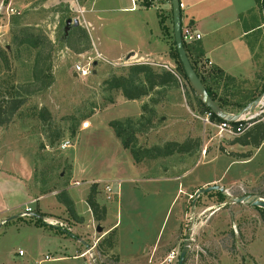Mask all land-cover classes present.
Listing matches in <instances>:
<instances>
[{"label":"rangeland","instance_id":"obj_1","mask_svg":"<svg viewBox=\"0 0 264 264\" xmlns=\"http://www.w3.org/2000/svg\"><path fill=\"white\" fill-rule=\"evenodd\" d=\"M17 12L10 17L0 14V47L7 54L6 59L0 57V92L14 86L23 100L11 122L0 126V170L21 174L30 195H45L39 206L54 214L45 215L44 223L67 229L71 222L80 223L83 217L77 213L76 218L79 217L80 220L70 218L55 194L66 189L74 208L83 213L84 204H87L85 195H88L91 187L89 180L108 177L120 163L128 160L129 151L122 147L112 128L106 124L108 119L120 113L118 107L101 113L105 107L122 97L120 91L107 89L104 81L112 74L125 73L127 65H113L107 56L106 59L93 61L90 74L86 78L74 77L73 64L83 61L87 55L93 56L95 46L92 40L96 43L98 31H92L89 35L88 28L80 25L77 16L79 26H70L65 34L64 20L51 28L35 26L30 17H27L28 12L22 14L18 9ZM114 26L115 28H101L99 33L113 35L120 29L119 26ZM21 27H27L34 34H42L50 41V46L39 49L40 52L26 44L17 46L10 31H17ZM174 70L180 80L177 87L183 91L191 109L180 116L193 122L182 127L177 123L178 127H175L172 122L178 114L161 107L152 108L155 113L151 127L145 121L138 122L136 117L118 121L135 136L136 144H132L134 148L162 145L166 140L172 139L181 142L189 136L198 137L200 145L194 150L192 161L173 155L163 159H147L143 164L152 169L167 168L178 173L188 169L179 180L185 185H197L218 179L216 185L229 187V196L250 194L264 200V144L258 149L232 144L233 139L239 135L231 136L219 130L214 125L216 122L210 125L209 122L198 119L196 116L201 114L200 106L183 75L177 70V64ZM48 72L51 79L46 85L49 80ZM162 93L163 90L154 93L152 99L160 103ZM41 107H45L50 113L51 121L48 125L43 124L37 117ZM163 115L164 122L160 119ZM147 116L148 113L146 118ZM262 119L264 120L263 117ZM83 121H88L90 128L80 131ZM71 130H74V137ZM58 132L60 136L50 145L46 135L53 137ZM63 138H70L73 146L65 150L59 149ZM249 151L253 156L247 161H238L224 154ZM71 169L74 173L72 180L79 181L77 185H71ZM194 194L192 192L190 196L183 198L177 240L167 243V252L175 250L179 255L189 232V246L183 264H264V222L260 211L264 208L246 203H232L226 194L218 190L201 193L196 198ZM170 200V196L163 199L160 204L162 206L158 208L153 206L155 202L151 200H139L135 209L123 208L119 233L121 252L138 253L143 244L148 248L153 225L162 221L165 216L163 226L166 229L172 226L178 211L176 206L172 208L173 205L168 208ZM98 201L108 205L107 220L114 221V204L106 201L101 192ZM62 212H66V218L62 217ZM29 220V216L15 214L13 219L0 223L2 252L9 249L17 252L21 248L25 251L24 259L29 258L30 264H36L34 262L45 253L57 256L61 252L71 255L69 242L74 240L72 237H67L68 240H51L50 235L48 236L50 233L42 231L46 226L36 227ZM48 221L57 224L52 225ZM194 226L197 229L192 233ZM83 227L85 228V224ZM86 240L91 242V239ZM100 259L105 264L113 262L112 255ZM177 260L170 264H177ZM81 261L84 262L79 259Z\"/></svg>","mask_w":264,"mask_h":264},{"label":"crops","instance_id":"obj_2","mask_svg":"<svg viewBox=\"0 0 264 264\" xmlns=\"http://www.w3.org/2000/svg\"><path fill=\"white\" fill-rule=\"evenodd\" d=\"M12 3L20 13L28 12L27 17H30L35 26L51 28L55 27L54 24L60 20L65 22L70 17V19H77L78 16L80 25L88 28L89 35L92 31H98L95 38L96 43L92 40V44L103 59L109 56L113 65L148 64L158 73L169 71L177 78L175 85L156 86L151 93L139 99L125 100L121 97L117 102L105 107L101 113L116 107L120 111L116 117L106 121L107 125L110 121L127 117L138 118L141 115L142 105L150 103L153 94L162 90L163 97L160 103L152 99L154 103L150 108H169L173 114H178L172 122L175 127H178L177 123H179V127H182L193 122V120L182 119L180 116V114H186L191 109H189L183 91L177 87L179 77L174 70L176 62L171 55L174 41L171 0H13ZM179 7L181 27L190 26L200 34L199 39L184 44L187 46L186 53L190 63L194 65L199 75L204 76L206 85L217 91L218 95L227 93L229 96L231 92L236 91H242L245 96L255 94L256 97L261 94L264 91V14L257 6L256 0H179ZM114 25L119 26L120 29L116 30L113 35L105 32L99 33V29L109 26L115 28ZM107 43H111V45ZM127 56H129L128 59ZM121 61L123 62L121 63ZM210 68L221 69L225 75L233 78L234 82L226 84L223 79L212 80L211 76L206 78ZM235 113L238 112L233 114ZM196 117L205 122V114H199ZM160 119L164 122L165 115L161 116ZM142 121L151 127L153 118L151 122L145 119ZM209 124L211 125L213 122L209 121ZM88 128H90V124ZM83 130L85 129H80V131ZM188 138L198 139V137L193 138L191 136ZM126 151L129 150L126 149ZM192 153H174L155 159L178 155L192 161L194 151ZM147 159L149 158L134 162L131 154H128V160L120 163L118 168L108 174V177L89 180L90 186L96 185L97 202L104 205L106 209L105 218L102 221L96 222L93 219L87 204H84L83 213H79L75 208L76 214L82 215L83 218L80 223L70 221V226H67V229L45 223L38 224L29 220L30 224L36 227L46 226L48 230L42 228V231L49 232L48 236L50 235L51 240H68L67 237H72L70 233L77 237H72L74 240L69 242L71 255L61 254L60 251V255L57 256L52 253H45L34 263L91 264L86 253L88 249L85 247L88 244L90 252L95 255L99 263L101 257L112 255L113 262L110 264H164L163 260L168 253L167 243L177 240L184 205L183 198L187 195L190 196L192 192H196L202 187L218 184V179L204 181L197 185H185L179 180L188 169L180 173L167 168L152 169L143 164ZM249 159H238V161ZM73 176V169H71V180ZM70 182L73 185L74 181ZM75 182L79 183V181ZM105 185L111 186L109 199ZM223 188L226 191L229 190V187ZM100 192L106 201L114 204L115 220L112 222L107 220L108 205L98 201ZM168 196L171 198L168 208L173 205L172 208L176 206L178 211L172 226L169 229L163 226L165 216L162 221L153 225L150 241L147 242L148 248L143 244L138 253L126 254L121 252L119 250L121 238H119V233L122 225L123 208L135 209L139 200H151L155 202L153 206L158 208L162 206L160 205L162 200ZM44 197L45 195H30L27 190V183L21 174L0 170V223L9 218L13 219L15 214L18 215L25 206L32 208L29 218L33 217L32 214H36L37 211L42 213L43 217L53 215L54 213L45 211L39 206V202ZM180 197L182 198L178 203ZM194 208L196 209V206ZM62 213V217L66 218V212ZM8 216L9 218H6ZM84 224L85 228L83 227ZM97 225L101 227V231L96 230ZM195 229L197 226L192 227V233H195ZM109 233L114 234V246L101 256L97 251V244ZM84 235L86 236L84 237ZM86 239H91V242ZM19 251H22L21 255L18 254ZM13 252L11 249L7 252L0 250V264H30L29 258L24 259L25 251L21 248L17 252ZM46 255L50 256L51 259L45 260ZM79 259L84 260V262H79Z\"/></svg>","mask_w":264,"mask_h":264},{"label":"trees","instance_id":"obj_3","mask_svg":"<svg viewBox=\"0 0 264 264\" xmlns=\"http://www.w3.org/2000/svg\"><path fill=\"white\" fill-rule=\"evenodd\" d=\"M256 3L259 9L264 14V0H256ZM10 33L13 41L16 43L17 46L26 44L27 47L36 48L38 50H42L43 48L50 46V41L45 36H43L42 34H34L27 27H21L17 31H10ZM184 48L185 50H187L186 44H184ZM6 55V50L0 47V57L6 59ZM171 55L177 64V70L180 72L181 75H183V78L185 79L186 83L189 86V89L193 93L197 104L200 106V113H210L209 120L212 122L217 123L224 121L214 115L194 93L193 89L187 81L182 65L179 61L178 54L174 46V41ZM191 66L195 70L197 76L199 77L209 96L220 108L223 109L224 112H239L248 102L252 101L255 98V94L245 96L243 95L242 91L231 92L229 96L227 93L218 95L217 91H214L213 89L208 87V85H206L204 76L199 75L194 65L191 64ZM47 76L49 80L48 82H46V85L51 79L49 72ZM209 76H211L212 80L223 79L226 84L228 82H234L233 78L225 75L224 72L219 68L208 69L206 78ZM176 83L177 78L171 72L166 71L158 73L148 64H133L131 66H127V68L125 69V73L112 74L109 78L104 81V84L106 85L107 89L120 91L122 98L125 100L139 99L142 96L151 93L156 86L175 85ZM110 102H112V100H110ZM153 103L154 102L151 99L150 103H145L142 105L141 115L138 117V121H142L145 119L146 121L151 122L154 112L153 109L150 108V106H152ZM22 104L23 100L18 95L14 86L7 87L3 92H0V126H5L11 122L14 114L18 111ZM147 113L149 114V116H147L146 118ZM37 117L45 125H48L51 121L50 113L45 107L39 108L37 112ZM262 117L263 114H260L259 116L250 120L237 123H229V125L233 127V129H236L238 124H241L242 126L241 132L234 135L239 136L235 137L231 143L240 146H250L253 149H258L260 145L264 142V120L262 119ZM109 126L114 131L115 136L121 141L122 147L124 149L129 150L134 162H140L142 159L145 158L155 159L159 157H166L174 153L191 154L200 145L198 139L188 138L181 142L170 140L164 142L162 145H153L150 147L138 146L134 148L133 145L136 144V139L128 128L122 127L118 120L110 121ZM71 135L73 137L75 136L74 130H71ZM59 136V132L53 135V137L48 134L46 135L47 139H49L50 145H52L54 143V139L58 138ZM224 154L232 156L237 160L249 159L252 156V152L250 151L247 153ZM97 193L98 192L96 190V185L92 184L90 187V191L86 197V203L91 210L93 219L96 222H100L105 218L106 209L104 205H101L97 202ZM55 197L59 199L61 204L64 205L69 217L75 219L77 217V214L75 212L73 202L70 199L66 189H61L55 194ZM260 211L262 220L264 222V209ZM36 214L39 215V217L31 216L30 221H34L38 224H44L43 214L38 211L36 212ZM76 219L80 220L81 218L78 217ZM113 246L114 234L109 233L97 244V251L99 252V255L103 256L106 254L107 250L111 249ZM100 264H105L104 260L101 261Z\"/></svg>","mask_w":264,"mask_h":264},{"label":"water","instance_id":"obj_4","mask_svg":"<svg viewBox=\"0 0 264 264\" xmlns=\"http://www.w3.org/2000/svg\"><path fill=\"white\" fill-rule=\"evenodd\" d=\"M171 9H172V29H173V40L176 52L178 54L179 61L182 65L183 71L187 78L188 83L190 84L191 88L193 89L194 93L198 96L200 101L209 108V110L216 115L218 118L225 120L229 123H234L237 120H241L248 115L254 114L256 109L259 107H264V91L256 96L252 101L248 102L238 113H227L224 112L222 108H220L213 99L207 93L205 87L201 83L199 77L197 76L195 70L191 66V63L188 59L186 50L184 48V44L181 37V19H180V7H179V0H171ZM79 22L77 19H66L63 31L66 34L70 26H78ZM129 56H127V59ZM95 64V62H94ZM76 77L75 74H73ZM218 190L227 195L228 200L232 203H246L253 206H258L264 208V200L255 196V195H243L240 197H232L229 196L225 188L218 186V185H211L205 188L198 189L194 197L196 198L201 193H207L210 191ZM34 217H39L37 214H32ZM10 219V218H9ZM97 231H101V227L97 225ZM72 237L77 238L70 234ZM189 232L186 234V239L184 244L181 248V251L178 255L177 264H183L185 254L187 252L189 242H188ZM85 247L89 249V245L86 244ZM93 264H100L97 259L94 260Z\"/></svg>","mask_w":264,"mask_h":264},{"label":"built area","instance_id":"obj_5","mask_svg":"<svg viewBox=\"0 0 264 264\" xmlns=\"http://www.w3.org/2000/svg\"><path fill=\"white\" fill-rule=\"evenodd\" d=\"M13 0H0V14H4L7 17H10L12 15H15L17 12V8L15 6H13L12 3ZM181 37H182V41L183 43H188V42H192L194 40H197L200 38V34L195 32L193 30L192 27L190 26H184L181 27ZM95 60H103L102 55L94 48L93 51V56H86L84 58L83 61H76L73 66H72V73L76 75V77L78 78H86L89 74H90V70H91V64L93 63V61ZM260 114H264V107H259L254 114L252 115H248L246 117H244L241 120H237L234 123L237 122H242V121H246V120H250L253 119L257 116H259ZM209 116L210 113H205V122H209ZM214 125L221 131H224L226 133H228L231 136H234L238 133L241 132L242 130V126L241 124H238L236 129H233V127H231L229 125V122L227 121H221V122H217L214 123ZM89 127V122L88 121H83L80 125V129H86ZM73 146V143L71 142L70 138H63L61 139L60 143H59V149L61 150H65L67 148H70ZM78 182H74L73 185H77ZM105 191L108 193L107 198H110L111 195V186L110 185H105ZM32 213V208L31 206H25L18 215L20 216H30ZM50 224L54 225L57 224L56 222L53 221H48ZM88 254V260L91 262V264H93L94 260L96 259L95 255L90 252V250L88 249V251L86 252ZM19 255L22 254V251L18 252ZM178 258V254L175 250L170 251V253L167 254V256L164 258L163 262L164 264H170L173 261H176ZM45 260H50L51 257L50 256H45L44 257ZM86 264V263H84Z\"/></svg>","mask_w":264,"mask_h":264}]
</instances>
